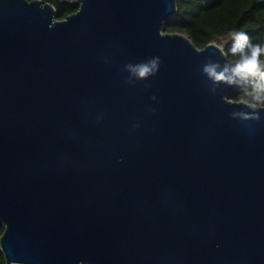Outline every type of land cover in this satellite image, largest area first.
I'll return each instance as SVG.
<instances>
[{"label": "water", "instance_id": "obj_1", "mask_svg": "<svg viewBox=\"0 0 264 264\" xmlns=\"http://www.w3.org/2000/svg\"><path fill=\"white\" fill-rule=\"evenodd\" d=\"M75 2L0 0L5 263L264 264L253 78H210L232 60L165 32L176 0Z\"/></svg>", "mask_w": 264, "mask_h": 264}, {"label": "trees", "instance_id": "obj_2", "mask_svg": "<svg viewBox=\"0 0 264 264\" xmlns=\"http://www.w3.org/2000/svg\"><path fill=\"white\" fill-rule=\"evenodd\" d=\"M41 1L53 5L57 20L65 19L79 8L75 0ZM176 4L177 12L167 21L164 30L185 35L198 49L215 43L232 60V54L227 50L232 44L230 34L233 31L247 32L252 43L264 44V0H176ZM253 79L236 88L230 99L234 102L251 101L246 90L253 87ZM253 103L264 107V102ZM3 231L4 226L0 225V236ZM0 264H6L1 249Z\"/></svg>", "mask_w": 264, "mask_h": 264}, {"label": "clouds", "instance_id": "obj_3", "mask_svg": "<svg viewBox=\"0 0 264 264\" xmlns=\"http://www.w3.org/2000/svg\"><path fill=\"white\" fill-rule=\"evenodd\" d=\"M231 47L227 51L232 54V62L222 68L217 64L208 65L205 71L214 81H226L234 83L238 79L248 80L254 78V84L246 93L251 96V103L264 102V44L252 43L247 32L233 31L230 34ZM156 67V61L150 64L140 65L135 71L139 77L146 76Z\"/></svg>", "mask_w": 264, "mask_h": 264}, {"label": "rangeland", "instance_id": "obj_4", "mask_svg": "<svg viewBox=\"0 0 264 264\" xmlns=\"http://www.w3.org/2000/svg\"><path fill=\"white\" fill-rule=\"evenodd\" d=\"M221 47V46H220ZM242 102V101H241Z\"/></svg>", "mask_w": 264, "mask_h": 264}]
</instances>
